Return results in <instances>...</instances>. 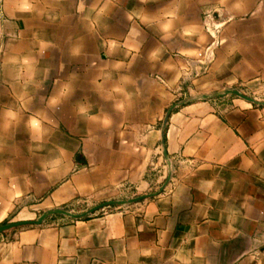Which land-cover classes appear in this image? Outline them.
I'll list each match as a JSON object with an SVG mask.
<instances>
[{"label": "crops", "instance_id": "0c3cea01", "mask_svg": "<svg viewBox=\"0 0 264 264\" xmlns=\"http://www.w3.org/2000/svg\"><path fill=\"white\" fill-rule=\"evenodd\" d=\"M207 55L192 84L264 103V0H0V225L172 165L0 234V264H264V106L179 100Z\"/></svg>", "mask_w": 264, "mask_h": 264}, {"label": "rangeland", "instance_id": "374dc122", "mask_svg": "<svg viewBox=\"0 0 264 264\" xmlns=\"http://www.w3.org/2000/svg\"><path fill=\"white\" fill-rule=\"evenodd\" d=\"M208 64H209V57L207 55L205 57V59L203 60L202 64H200L202 69L195 70L194 66H192L191 68L189 66L188 70H185V74H183V77L181 79V83L182 82L183 83L180 84V86H179L180 87V89H179V93H180L179 100H188V99L194 97V98L198 99V101H203V99H202L203 95H211V96H213V98H211V99H215V100L226 97V96H222V97H216L215 96L216 94L223 93L224 91L221 92V90H222V88H225V87H222V88L219 87L217 89H212L210 91H207V90H209V79L208 78L203 79L201 81V83H199V81L197 83H194V84L191 83L193 78L200 77V76L203 77L206 75L205 68ZM191 84H192V87H190ZM204 91H207V92H204ZM244 95L252 97V94H244ZM256 97H258L259 99H264V90L259 91L258 94H256ZM258 102H263V101H258ZM168 171H169V169L167 170L166 168H163L161 166L158 168L153 167L151 170L149 169L147 172V177L145 178L148 180L147 185L142 187V188L133 189L126 196L127 198L119 199V200H129V199L136 198L139 196L148 195V194L158 192L160 187L162 186V184L165 182V178L167 177ZM162 177H164L163 180L161 179ZM159 180H160V182H159ZM119 200H117V201H119ZM19 211L20 210H18V212H16L12 217L13 218L14 217H17V218H34L33 220H36L43 213L42 209H40V208L28 209L23 214H20V215L18 214ZM69 211H71L72 213H80L81 210L73 209V210H69ZM7 223H11V222H5L4 224H7Z\"/></svg>", "mask_w": 264, "mask_h": 264}, {"label": "water", "instance_id": "95a60500", "mask_svg": "<svg viewBox=\"0 0 264 264\" xmlns=\"http://www.w3.org/2000/svg\"><path fill=\"white\" fill-rule=\"evenodd\" d=\"M227 95H233V96H237L247 102H250V103H253V104H256V105H262L264 106V103L262 102H258L256 101L255 99L249 97V96H246L242 93H240L239 91L237 90H226L224 91L223 93H219V94H216L215 96L216 97H222V96H227ZM213 98V96L211 95H204L202 96V99L203 100H207V99H211ZM177 107V105H173L171 106L167 112H166V115H165V118L163 120V129L166 127L167 125V122H168V119H169V116L171 114V112ZM164 138V132L162 133V139ZM163 144V143H162ZM164 157L167 159L168 163H167V166H168V174H167V177H166V180L165 182L162 184V186L160 187L159 191L154 193V194H148V195H143V196H139V197H136V198H132V199H129V200H119V201H108V202H104V203H101L97 206H94L84 212H81V213H72L70 211H66V210H63V209H52V210H47L46 212H43L36 220H27V221H18V222H11V223H7V224H2L0 225V234L4 233V232H7V231H10L12 229H15V228H21V227H25V226H40L43 224V222L51 217V216H62V217H66V218H69V219H72V220H75V219H83V218H86L92 214H95L96 212L104 209V208H108V207H112V206H126V205H131V204H135V203H138V202H141L147 198H150V197H153V196H156L158 195L159 193H161L163 191V189L165 188V186L168 184L170 178H171V175H172V165H171V162L168 160L167 158V153L166 151H164Z\"/></svg>", "mask_w": 264, "mask_h": 264}]
</instances>
